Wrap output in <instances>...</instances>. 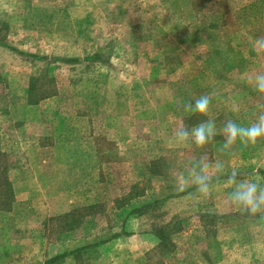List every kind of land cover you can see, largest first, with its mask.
Listing matches in <instances>:
<instances>
[{"label": "crops", "instance_id": "obj_1", "mask_svg": "<svg viewBox=\"0 0 264 264\" xmlns=\"http://www.w3.org/2000/svg\"><path fill=\"white\" fill-rule=\"evenodd\" d=\"M37 4L0 0V259H22L28 241L6 236L7 226L21 225V213L31 228L48 229L56 220L64 234L109 209L122 215L118 233L31 236L29 264H181V227L155 229L143 213L198 192L166 196L165 186L150 189L151 179L166 175L165 157L151 152L160 142L150 140L149 110L135 107L133 85L118 84L116 60L39 54ZM106 63L110 71L102 70ZM55 66L67 74H55ZM80 66L94 68L104 84L69 74ZM229 188L223 187L217 264H264V213L231 225L226 217L239 210L228 200Z\"/></svg>", "mask_w": 264, "mask_h": 264}, {"label": "rangeland", "instance_id": "obj_2", "mask_svg": "<svg viewBox=\"0 0 264 264\" xmlns=\"http://www.w3.org/2000/svg\"><path fill=\"white\" fill-rule=\"evenodd\" d=\"M37 11L39 54L80 59L103 55L116 60L111 68L123 81L118 84L133 85L135 107L149 110L150 140L160 142L151 152L165 157L166 175L164 180L151 179L150 189L165 186L166 196L189 192L195 186L181 177L193 161L205 164L214 180L208 194L198 193L161 209L151 206L143 214L155 229L173 232L181 227V264L220 262L223 187L229 185L224 177L233 172L241 178L251 174L259 182L264 175V138L254 144L236 141L225 148L223 131L229 120L246 127L264 114V92L254 88L255 76L264 74V47L258 43L264 41V0H38ZM93 70L80 66L69 68V74L81 75V81L90 77L93 85L101 86L104 83ZM102 70L110 71L109 63ZM54 72L66 75L67 69L55 66ZM202 95L209 98L207 114L186 109ZM209 119L216 126L212 142L204 146H196L190 138L177 142L180 129ZM217 160L224 164L219 179L213 167ZM233 211L225 219L231 225L259 217ZM19 215L21 225L6 229L7 238L21 236L28 241L22 244V259L16 264H29L31 236L105 239L120 231L122 221L121 214L103 210L85 227L71 226L63 234L66 229L56 226V220L48 229L31 228L25 213ZM181 220L185 224L179 226ZM9 221L7 225L13 223ZM0 264L15 263L7 256Z\"/></svg>", "mask_w": 264, "mask_h": 264}, {"label": "clouds", "instance_id": "obj_3", "mask_svg": "<svg viewBox=\"0 0 264 264\" xmlns=\"http://www.w3.org/2000/svg\"><path fill=\"white\" fill-rule=\"evenodd\" d=\"M264 47V41L258 42ZM254 88L258 93L264 92V74L258 73L254 79ZM187 110L205 115L209 111V98L202 95L195 99L191 104L185 106ZM225 133L224 147L239 141L242 144H254L257 140L264 138V114H261L257 120L248 126H242L231 120L224 124ZM216 136V126L213 120L203 121L191 128H182L176 133L177 142H187L189 138L196 146H204L214 140ZM216 177L219 179L224 174V164L222 161L213 162ZM181 179L190 181L196 192L206 195L210 192L214 180L206 173L205 164L202 161H193L190 170L186 176ZM231 186L228 193V200L238 210L246 211L250 215L264 213V186H262L256 177L251 174L241 178V174L233 172L224 177Z\"/></svg>", "mask_w": 264, "mask_h": 264}, {"label": "trees", "instance_id": "obj_4", "mask_svg": "<svg viewBox=\"0 0 264 264\" xmlns=\"http://www.w3.org/2000/svg\"><path fill=\"white\" fill-rule=\"evenodd\" d=\"M87 59H90V60H91V59H93V58H87ZM68 62H70V61H68Z\"/></svg>", "mask_w": 264, "mask_h": 264}]
</instances>
